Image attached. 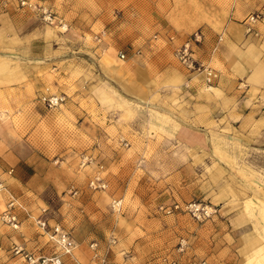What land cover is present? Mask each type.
Instances as JSON below:
<instances>
[{
	"label": "rangeland",
	"instance_id": "374dc122",
	"mask_svg": "<svg viewBox=\"0 0 264 264\" xmlns=\"http://www.w3.org/2000/svg\"><path fill=\"white\" fill-rule=\"evenodd\" d=\"M233 1L0 0V223L36 227L29 253L60 252L57 225L76 245L62 264H99L93 243L109 264H252L262 253L264 88L199 126L186 93L221 97L204 87L223 71L203 59V40L195 70L176 51ZM263 7L246 17L261 21ZM203 68L218 77L207 83ZM45 95L65 99L49 107ZM11 198L17 230L2 220Z\"/></svg>",
	"mask_w": 264,
	"mask_h": 264
},
{
	"label": "crops",
	"instance_id": "0c3cea01",
	"mask_svg": "<svg viewBox=\"0 0 264 264\" xmlns=\"http://www.w3.org/2000/svg\"><path fill=\"white\" fill-rule=\"evenodd\" d=\"M243 4L242 0L239 3L231 2L230 10L223 21L211 23L206 26L205 31H202L203 52L205 53L203 59L210 66H219L223 73L220 75L217 86H211L216 89L215 91H218L217 93L220 92L221 97H214V93L211 94V98L202 97L201 89L186 93L188 100L196 98L199 103H193L195 112L192 107H189L192 109V113L190 110H185L187 113L184 115L190 116L188 117L190 119H195L199 126L214 125L215 120L212 114L217 111L231 109L232 113H235L236 108L242 107L246 103L249 93L252 95L257 90L260 91L264 88V41L262 40L264 39V18L254 25V30L251 33L246 31V24L244 23L249 10L248 7L253 5L260 9L264 6V0H247V5L244 6ZM254 31L258 32L257 36L254 35ZM258 67L263 68V74L258 80H254L252 75ZM239 83H243L246 88H237ZM210 90L213 89L206 91ZM244 91L246 95L240 98V93ZM227 102L231 103L229 107ZM206 109H208L207 113H201ZM21 226L18 234H15L17 232L13 233L14 231L0 223V264H26L21 255L13 254L11 247L14 245L22 246L25 251L29 252L41 241V233L30 221H24ZM18 235L20 236L19 239L16 237Z\"/></svg>",
	"mask_w": 264,
	"mask_h": 264
},
{
	"label": "built area",
	"instance_id": "2783aa9c",
	"mask_svg": "<svg viewBox=\"0 0 264 264\" xmlns=\"http://www.w3.org/2000/svg\"><path fill=\"white\" fill-rule=\"evenodd\" d=\"M24 4V1L22 2ZM262 18L261 13H256V14H251L248 15L244 19V23L246 24V31L252 32L254 29V25L260 21ZM255 35H258V32L254 31ZM203 40V35L201 31H196L193 34L190 35V37L185 40L184 43H182L178 48H177V55L178 58L181 60V62L186 66L188 69L195 70V60L192 58V45L201 43ZM121 58H124L125 55L124 53L120 54ZM202 67V66H200ZM200 68H198V71ZM205 72V79L207 83H212L213 80H215L218 77V74L214 72L213 70L209 68H203L202 69ZM65 98L63 96L59 95H45L41 97V100L48 105L49 107L57 106L60 104ZM89 186L92 187L93 189L97 188H104L105 183H100L99 178H95L90 181ZM14 206H16V202L13 198L8 201L7 208L3 212L2 220L8 224L11 228L17 230L20 227V221L17 217V215L14 213ZM112 206L114 210H119L121 207V201L120 200H113L112 201ZM178 206L176 205L175 208ZM198 208V207H197ZM196 208V209H197ZM45 210H43L44 212ZM209 212V210H207ZM36 225L42 229L45 230L48 228V224L46 220H43L41 218H37L36 220ZM51 229V230H50ZM49 230V235L50 238L54 239L55 242L59 246V251L58 253H55L51 256H39L35 257L33 254L26 252L22 246L15 245L13 248V251L15 254L21 255L27 263L29 264H62L63 263V257L64 256H70L73 258L74 256V250L76 248V245L71 238L70 234L61 229L58 225L51 227ZM183 241L180 243L183 245ZM91 248L93 250V258L94 260H98L99 264H109L108 261L106 260L105 256L101 255L97 251V243L91 244ZM168 264H179L176 261H170L167 259H164ZM157 264V263H155Z\"/></svg>",
	"mask_w": 264,
	"mask_h": 264
},
{
	"label": "bare ground",
	"instance_id": "6f19581e",
	"mask_svg": "<svg viewBox=\"0 0 264 264\" xmlns=\"http://www.w3.org/2000/svg\"><path fill=\"white\" fill-rule=\"evenodd\" d=\"M262 70H263L262 67H258L255 70L254 74L252 75V79L258 80L261 77V75L263 74L262 73ZM208 89L216 90L215 88H212L211 86H209V88H204L205 91L208 90ZM187 135H188V133H187ZM260 215H262L264 217V207L263 208L261 207V209H260ZM249 262H251L252 264H264V250H262V253L260 252L259 255H255L254 257H253V255H251L249 257L247 263H249Z\"/></svg>",
	"mask_w": 264,
	"mask_h": 264
}]
</instances>
